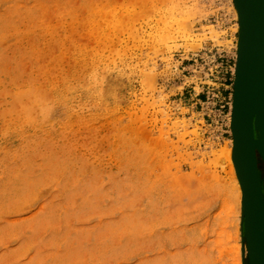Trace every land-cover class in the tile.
<instances>
[{"label": "rangeland", "instance_id": "rangeland-1", "mask_svg": "<svg viewBox=\"0 0 264 264\" xmlns=\"http://www.w3.org/2000/svg\"><path fill=\"white\" fill-rule=\"evenodd\" d=\"M238 28L234 0H0V264H250Z\"/></svg>", "mask_w": 264, "mask_h": 264}, {"label": "water", "instance_id": "water-1", "mask_svg": "<svg viewBox=\"0 0 264 264\" xmlns=\"http://www.w3.org/2000/svg\"><path fill=\"white\" fill-rule=\"evenodd\" d=\"M237 7L240 30L230 115L232 159L242 190L249 262L264 264V205L255 159L256 148L262 149L254 136L256 103L260 95L258 83L264 71L254 65V59L261 52L260 39L264 35V0H246L243 9ZM262 155L264 157V152Z\"/></svg>", "mask_w": 264, "mask_h": 264}, {"label": "bare ground", "instance_id": "bare-ground-1", "mask_svg": "<svg viewBox=\"0 0 264 264\" xmlns=\"http://www.w3.org/2000/svg\"><path fill=\"white\" fill-rule=\"evenodd\" d=\"M235 1H236V5L234 4V9H235V12L237 14V9H236V8H238L237 5H239L240 9H243L244 5L246 3V0H235ZM260 46H261V52L255 57L254 65L256 67L259 66V67L264 68V35L260 39ZM220 153H221V156L223 157V161L225 162V165L228 167V171L230 172V174L233 177V182H234L233 189H234V191L231 192L232 195L230 194L231 201H232V199L236 200V201H239L238 199H242V190H241L240 183L238 181L237 176L235 175V178H234V167H233L234 162H233V159H232V149L230 150V148H228V149L224 148V149L221 150ZM255 159H256V157H255ZM257 162H258V171H257V173L259 172V176L260 177H264V167H263L262 163L260 162V159H258Z\"/></svg>", "mask_w": 264, "mask_h": 264}, {"label": "flooded vegetation", "instance_id": "flooded-vegetation-1", "mask_svg": "<svg viewBox=\"0 0 264 264\" xmlns=\"http://www.w3.org/2000/svg\"><path fill=\"white\" fill-rule=\"evenodd\" d=\"M260 143L264 146V137H260ZM255 157H256V168H257V171H258V159H260V162L262 163L263 167H264V158L263 157H257V151L255 150ZM258 179H259V184H260V176H259V172H258Z\"/></svg>", "mask_w": 264, "mask_h": 264}, {"label": "crops", "instance_id": "crops-1", "mask_svg": "<svg viewBox=\"0 0 264 264\" xmlns=\"http://www.w3.org/2000/svg\"><path fill=\"white\" fill-rule=\"evenodd\" d=\"M198 102H200L199 100H196L195 102H194V104H197ZM194 104H192V105H194Z\"/></svg>", "mask_w": 264, "mask_h": 264}]
</instances>
